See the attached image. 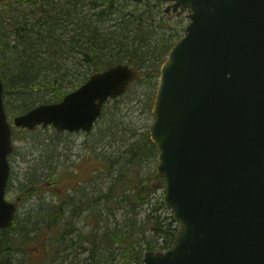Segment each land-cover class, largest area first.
Wrapping results in <instances>:
<instances>
[{
    "label": "water",
    "instance_id": "obj_1",
    "mask_svg": "<svg viewBox=\"0 0 264 264\" xmlns=\"http://www.w3.org/2000/svg\"><path fill=\"white\" fill-rule=\"evenodd\" d=\"M163 2L190 20L161 68L149 128L180 229L172 248L146 252L143 263L264 264V0ZM137 75L125 63L95 72L13 123L89 133ZM12 133L0 71V230L19 207L6 194Z\"/></svg>",
    "mask_w": 264,
    "mask_h": 264
},
{
    "label": "rangeland",
    "instance_id": "obj_2",
    "mask_svg": "<svg viewBox=\"0 0 264 264\" xmlns=\"http://www.w3.org/2000/svg\"><path fill=\"white\" fill-rule=\"evenodd\" d=\"M95 1L78 0L75 8L77 12L73 20H70L71 16L67 17V14H62V23L55 29L54 33L66 41L70 40L75 32L79 34L78 37L85 39L87 36L85 35L84 37L81 33L86 30L87 26L85 25L90 23L92 28L97 26L99 32L110 35L111 31H120L119 23L124 14L130 16L138 10L135 6L136 2L118 0L115 4L117 7H115L116 10L114 12L99 17L96 13L102 10L104 6H98ZM98 2L100 1L98 0ZM165 6L166 4L162 3L163 15L155 13L152 18H148L151 25L145 24L149 30H153L152 39L150 40L152 45H157L159 43L158 40L163 37L171 36L172 40L178 41L184 36L186 25L190 21L185 15L166 12ZM140 9L142 10L141 7ZM123 31L122 40L129 44L133 43L134 31H126L125 29ZM9 36L12 39L11 45H15L14 34L9 33ZM119 39L114 36L109 40L114 52H118L121 47H127L118 43ZM36 46L37 48L34 47L29 52L26 51V54L37 58L40 63L47 66L53 60L48 46L44 43ZM21 50H23L22 47L18 48V52H14L15 49L7 52V61L10 62L11 60L9 56L18 55ZM121 53H124V49ZM63 56L67 57L66 54ZM70 56V58L62 62L64 69L61 73L66 68L70 69L64 83H62L61 90L64 93L75 91L76 88L87 82L90 75L93 74L91 67L82 61V55L75 51ZM145 64L149 66V60ZM147 66H144L143 70L147 69ZM9 67L12 68V63H10ZM42 71V74L32 81L31 85L35 88L33 90L34 94H26L20 97L12 94L7 96L4 88L6 111L8 120L12 122V125L14 117L18 115L22 108L32 104L37 106L43 103H54L50 100L55 97V91L51 89L50 85L43 86L52 80V72L48 69H43ZM159 79L160 77L146 79V76L143 75L142 81L138 79L133 81L128 92L118 98L119 101L111 99L107 103L104 111H110V113L102 115L90 135L83 132L70 135L67 132L57 138L55 136L57 130L52 126L39 127L41 129H33V131L13 126L14 151L9 156L12 175L6 194L9 201H17L19 203L20 211L23 213L30 211L31 216L36 219L40 205L44 204V206H47L50 201L62 199L66 196L67 190L72 184L76 185L74 175L83 184H88L85 180L94 175L92 182L87 187L90 195V199L87 201V208L82 209L81 215L71 216V227L74 230L67 235V239L57 243L60 236L57 234L56 227H51L49 230L42 229L39 235L41 237H38V241H31L25 248L26 251L17 253L14 256L15 261L13 264H23L24 262L30 264L39 262L43 264H90V254L92 253L98 254L100 259L96 256V262L99 264H124L127 261L118 244H114V255L111 257L108 250L104 247L105 243L98 241L92 249L93 240H102L106 232L113 234L114 232L127 230L131 226L134 229V234L136 233L135 236L138 238L139 229L143 227L144 220L152 211V205L160 202V200L164 201L165 187L160 188L154 195L152 202L138 208L139 213L135 216L134 211L130 209V206L126 205V202H122L120 199L119 202H114L105 197V193L109 192V187L114 177L119 172H125L129 167L126 157L131 155L130 151H127L128 148H131L130 144L136 139L143 137L146 132L150 134L149 128L155 122L152 108ZM37 97L42 98V101L39 102L37 99L35 103L31 104L30 101ZM150 147L152 146H148L147 149L142 147L141 154L134 155V163L141 169L144 176L156 171L158 167L159 154L157 151L147 159L141 158V156H145L142 153H145ZM105 156L111 157L110 160L106 159V161L108 160L107 168L103 172L93 169L94 165H98L101 162L99 159H105ZM102 169L104 168L102 167ZM72 171L76 172L72 173ZM52 172H55L53 177H56L57 172H59V174L66 175L67 178L62 182L55 183L48 177ZM35 174L39 178V184L36 186L38 194L23 202L20 200L22 196V193L19 192L20 187L22 184L28 183V179L31 180V177ZM168 211L171 212L170 210ZM168 211L163 208L159 211V214L169 216L171 214ZM41 226L42 223L39 220V228L37 229H40ZM36 233L32 235H36ZM85 235L92 237L87 240L83 238ZM19 260L23 263H20Z\"/></svg>",
    "mask_w": 264,
    "mask_h": 264
},
{
    "label": "trees",
    "instance_id": "obj_3",
    "mask_svg": "<svg viewBox=\"0 0 264 264\" xmlns=\"http://www.w3.org/2000/svg\"><path fill=\"white\" fill-rule=\"evenodd\" d=\"M99 1L96 0L95 3L98 6H104L102 10L96 13L99 17L116 10L115 7L117 6L115 4L118 0ZM77 3L78 0H0V70L7 96L12 94L20 97L26 94H34L33 90L35 88L31 85L32 81L42 74L43 69H48L52 72V80L43 86L50 85L51 89L55 91V97L50 100L51 102L60 101L67 93H64L61 87L70 72V69L66 68L61 73L64 69L62 62L70 58V55L75 53V51L82 55V61L91 67L92 73L108 69L120 63H126L138 69L137 79L139 81H142L143 75L146 76V79L161 76V67L176 42L170 36L163 37L158 40L159 43L157 45H152L150 40L152 39L153 30H149L145 25L150 24L148 18H152L155 13L163 15L161 0H145L140 4H135L139 11L137 10L136 13H132L130 16L124 14L121 17L119 32L115 30L111 31L110 35H106L99 32L97 26L92 28V25L88 23L85 25L87 26L86 30L81 33L82 36H87L85 39L78 37L79 34L75 32L74 36L66 41L55 34L54 31L62 23V14H67V17L71 16L70 20H73L77 12L75 9ZM130 25L133 26L131 27ZM123 29L134 31L133 43L129 44L122 40ZM9 33L14 34L15 45H11L12 39ZM114 36H117L118 39L120 38L118 43L127 47H121L118 52H114L109 43V40ZM40 43L48 46L51 57H53V60L47 66L40 63L37 58L26 54L32 48H37L36 45H40ZM20 47L23 50L18 55L9 56L11 60L8 62L7 52L11 51V49H15L14 52H18ZM123 49L124 53L122 54ZM64 54L67 57H64ZM147 60H149V66L145 64ZM10 63H12V68L9 67ZM144 66H147V69L143 70ZM37 99L39 102L42 101V98L37 97L32 99L30 103H35ZM116 101H119V99ZM35 105L32 104L22 108L18 114L32 109ZM106 113L108 115L110 111H105L104 115ZM36 129L41 128L37 127ZM62 134L63 132L56 131L55 136L58 138ZM67 134L71 135L73 133ZM148 146L152 147L142 153L145 156H141V158L147 159L157 151L148 132L130 144L131 148H128L127 151H130L132 156L129 153L130 156L126 157L129 167L125 172H119L114 177L109 187V192L105 193V197L114 202H119L120 200L126 202V205L130 206V209L134 211L135 216L139 213L138 208L152 202L154 195L160 188H164L165 185L164 177L158 175L156 171L144 176L141 169L134 163V155L141 154L142 147L147 149ZM105 157L102 160L98 158L101 162L98 165H94L93 169L103 172L107 168L108 160L106 161V159H111V157ZM54 173L52 172L48 177L55 183L62 182L67 178L66 175L59 174V172H57L56 177H53ZM74 176L77 186L72 184L67 190L66 196L62 199L50 201L47 206H44V204L40 205L36 219L31 216L30 211L23 213L19 210L15 215L12 226L0 231V264H13L15 261L14 256L17 253L26 251L25 248L31 241H38L41 237L39 235L42 229L49 230L51 227H56L57 234L60 236L57 243L67 239V235L74 230L71 227V216H79L82 214V209L87 208V201L90 199L87 187L94 178V175L91 176L85 180L88 184H83L82 182L80 183L76 175ZM38 180L39 178L35 174L31 177V180L28 179V183L22 184L19 190L22 193L20 200L25 202V200H29L38 194L36 189L39 184ZM152 207V211L144 220L143 227L139 229L138 238L135 236L136 233L134 234V229L131 226L127 230L114 232L113 234L106 232L102 240L94 239L92 249L98 241L105 243L104 247L112 257L114 255V244H118L127 260L124 264H143L145 252L151 250L162 251L171 248L174 245L179 224L175 220L173 212L167 210L171 214L169 216L159 214V211L165 208L164 201L160 200V202L153 204ZM39 220L42 226L37 229L39 228ZM35 232H37L36 235H32ZM91 237L90 235L83 236L87 240H90ZM96 256H98L97 253L90 254V264H99L96 262ZM19 262L23 263L21 260ZM23 264L30 263L24 262ZM36 264L43 263L39 262Z\"/></svg>",
    "mask_w": 264,
    "mask_h": 264
}]
</instances>
